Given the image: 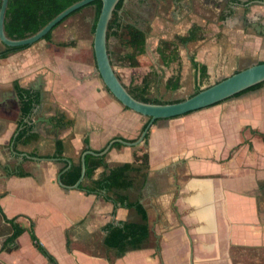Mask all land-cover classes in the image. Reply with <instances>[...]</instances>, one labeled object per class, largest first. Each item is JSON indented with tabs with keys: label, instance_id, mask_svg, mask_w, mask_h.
<instances>
[{
	"label": "crops",
	"instance_id": "1",
	"mask_svg": "<svg viewBox=\"0 0 264 264\" xmlns=\"http://www.w3.org/2000/svg\"><path fill=\"white\" fill-rule=\"evenodd\" d=\"M239 1L233 10L224 11L220 0H134L131 7L132 0H127L125 10L133 8L139 14L137 22L127 24L145 32L150 24L153 38L160 30H165L162 39L173 38L172 31L187 34L205 20L201 10L214 9L215 19L203 29L211 39L187 58L176 46L179 60L168 67L146 63V48L139 66H122L114 59L110 43L115 36L111 37V60L123 84L135 89L149 76L151 91L162 98L158 87L168 90L167 80L180 71V86L172 91L182 90L177 99H185L199 85L192 57L207 65L209 80L217 61L221 73L233 60L264 61V3L252 0L247 6L243 3L250 0H234ZM158 7L163 8L161 14ZM88 41L71 23L64 31L54 30L50 40L7 55L0 41V54H5L0 55V208L21 231L9 242L13 228L0 213V264H50L34 247L31 229L59 264H237L250 258L261 264L264 84L200 110L158 119L148 131L147 143H114L103 155L104 164L95 169L93 180L124 163L148 166L146 180L138 179L124 193L145 208L150 236L143 248L118 256L104 243L105 227L140 222L141 217L135 209L107 201L104 192L66 188L59 176L68 160L71 166L78 164L85 151L101 152L117 138L138 140L149 118L113 96L97 65L75 60V54L88 56L90 48L94 55ZM148 41L147 34L146 46ZM64 42L70 44L60 45ZM152 45L157 50L158 41ZM17 86L40 94L25 119L36 134L28 142L13 139L22 117ZM54 118L64 119L65 124L58 126ZM59 141L61 154L56 153Z\"/></svg>",
	"mask_w": 264,
	"mask_h": 264
},
{
	"label": "trees",
	"instance_id": "2",
	"mask_svg": "<svg viewBox=\"0 0 264 264\" xmlns=\"http://www.w3.org/2000/svg\"><path fill=\"white\" fill-rule=\"evenodd\" d=\"M81 0H9L8 8L5 16V33L11 40L25 39L35 35L42 30L51 20L58 16L61 12L72 6L73 4ZM256 1V0H255ZM264 1V0H257ZM254 2L250 0L248 3ZM88 6H94L95 17L92 24V33H95L96 24L102 9V1L95 0L90 4L76 10L70 16L80 12ZM70 16L66 17L63 21L57 24L50 32H48L42 39L50 40L53 31L66 21ZM128 16V11L125 10V0H120L117 4L112 18L109 22L107 38L108 41L111 37L115 36L119 40H123L124 44L132 49L131 52L126 53L122 57V61H127L132 67L140 65L139 58L144 54L146 48L147 33L141 30L139 27L133 24L124 23V18ZM201 28L194 24L185 35H176L174 39H161L158 42L157 53L161 64L168 67L172 62L179 60L177 56L176 46L186 45L189 42L198 40L201 37ZM70 43H61L62 46H67ZM29 46L9 47L6 46L7 53L21 50ZM1 52L0 55H5ZM111 56V55H110ZM193 66L198 71L199 85L196 87L194 94L198 93L204 88H201V83L209 78L208 67L205 64L199 63L194 57L191 58ZM240 71V70H239ZM238 72V71H236ZM235 72V73H236ZM119 76V75H118ZM120 78V77H119ZM153 81L149 76H145V82L142 86L132 89L126 87L128 91L138 100L146 103L166 104L179 102L184 99L176 100H164L157 97L151 91L154 87ZM264 84L259 83L245 91L255 89ZM180 86V71L176 75L170 77L167 80L166 88L168 90L176 89ZM209 87V86H208ZM17 92L20 99L22 117L19 121V130L13 139L15 141L28 142L36 138V134L31 132V127L25 123L26 117H28L33 108L40 101L39 92H32L25 90L17 86ZM242 91L235 96L245 92ZM191 95V96H192ZM58 126L65 124L64 119H56ZM72 122H68L71 124ZM147 125H145L146 127ZM149 132L145 136V143H147ZM88 145V141H86ZM87 147L85 150H88ZM61 142H57L56 153L61 154ZM105 156H86V172L85 179L80 184V189H83L88 194H102L107 201H111L117 204H121L127 208L135 209L138 215L141 217L140 222H121L119 225L109 224L105 227L107 232L104 239V243L109 248H115L118 256H123L126 252L131 250L141 249L147 243L150 230L148 224V216L145 208L139 201H132L124 193L128 189L132 188L138 179L145 181L147 178V165L137 166L133 163H124L110 169L109 173L102 176L99 180H93V174L95 169L104 164ZM82 173V162L73 165L70 169L63 173L61 176L62 183L65 185H74L80 178ZM18 175L25 176L26 173L19 172ZM88 180V183H85ZM0 213L3 215L5 221L9 222L13 228V234L9 242H14L20 235L21 231L15 226L12 219H8L0 208ZM31 239L34 247L49 261L50 264H59L57 259L44 247L39 238L35 235L34 230L31 229Z\"/></svg>",
	"mask_w": 264,
	"mask_h": 264
},
{
	"label": "water",
	"instance_id": "3",
	"mask_svg": "<svg viewBox=\"0 0 264 264\" xmlns=\"http://www.w3.org/2000/svg\"><path fill=\"white\" fill-rule=\"evenodd\" d=\"M93 1L95 0H81L73 4L63 12H61L58 16H56L53 20H51L42 30H40L35 35L25 39L11 40L7 37L5 33V16H6L9 0H1L0 41L4 45L9 47L33 45L36 42L42 40V38L48 32H50L57 24L63 21L66 17L70 16L76 10L90 4ZM101 1H102V9L96 24V29L93 39V50L97 65V71L99 72L106 88L113 94V96L127 108L145 117H148L149 123L146 126L145 130L142 132V135L139 137V139L134 142H129L127 140L117 138L109 142L106 148L101 152H95L92 150L85 151L81 157L82 173L79 180L74 185L72 186L64 185L61 181V176H59L60 185L70 189H78L85 177V172H86L85 159L87 154H91L95 156H103L109 151V149L112 147L114 143H121L129 146L138 145L144 140L150 127L154 124L156 120L181 116L196 110H200L215 105L231 97H234L236 94L245 91L259 83L264 82V61H262L260 63H256L251 66H248L179 102L156 104V103H146L140 101L136 99L128 91L126 86L119 78L113 66L109 52L108 38H107L108 26L112 18L113 12L120 0H101ZM126 1L127 0H125V2ZM255 2L264 3V1H257V0ZM251 3L253 2L247 4V6H250ZM256 27L259 29L258 26ZM47 122L49 123L50 120H47ZM68 164L69 166L63 171V173L70 169L72 162L68 160Z\"/></svg>",
	"mask_w": 264,
	"mask_h": 264
},
{
	"label": "rangeland",
	"instance_id": "4",
	"mask_svg": "<svg viewBox=\"0 0 264 264\" xmlns=\"http://www.w3.org/2000/svg\"><path fill=\"white\" fill-rule=\"evenodd\" d=\"M133 2H134V0H132L131 4H129L128 6H130V7L135 6V4H132ZM130 10H131V12H130ZM138 10L141 13L143 11L140 4H139ZM161 10H163V8L158 7L157 13H160ZM81 14H83V15H81ZM201 15H203V17H205V20L201 21L200 24L198 25L201 28V31H200L201 37L196 41L187 43L186 45L178 44L179 45L178 52H180L181 54L184 53L186 58L191 54V52H193V54H196L197 51L199 50V48L202 47L200 44L207 42L208 39H211L209 34H207V32L203 29L207 28L208 25L211 23V21H214L213 20V19H215L214 9L209 8V9L201 10ZM94 17H95L94 6H88V7L84 8L83 10H81L80 12L70 16L66 21H64V23L59 25L55 30L60 31V32L64 31V30H66V26L70 25V23H71L72 29L74 31L76 30V33L79 32L84 36H88V38H89L88 44L91 47V42L93 45V39H94V34L92 33V24H93ZM137 17H139V14H135L133 8H129L128 16L125 17L123 21H124V23L134 22V21L137 22ZM64 24H66V25L64 26ZM145 30L148 34V40L149 41L147 42V46H146L148 56L143 60H146L145 61L146 63L151 62V63H153V66L159 67L161 64L159 54L156 52L157 51L156 48H155V50H152V46H154L152 44L154 42H157V41L159 42V40L162 39L161 33L165 32V30H160V32L156 31L158 34V36H156V38H153V29L151 30L150 24L147 25ZM148 31H149V33H148ZM171 34L173 35V38L169 37L168 40L174 39L175 35H177V33L173 32V31L171 32ZM64 43H66V42H64ZM110 47H111V50L113 51L114 59L116 61H118L119 64H121L122 66L127 65L128 64L127 61H122V58H121L122 55L121 54L126 52L127 49H130V48L124 44L123 40H119V38H117V37L112 38L111 43H110ZM92 51H93V49H92ZM119 55H121V56L119 57ZM74 58H75V60H79V61H89V63H91L93 66L96 67L94 55L91 54V48H90L88 56H86L84 53L83 54H77V55L75 54ZM256 63H258V60H255V59L254 60H248L247 62H244V63L240 62V61L236 62L233 60L230 67L228 68V70L224 73H221V71H220L221 67H222V66H220L221 62L217 61V62H215V65H214V70H213V76L214 77H213V79L212 80L206 79L205 82L201 83V88H206V87H208V86L232 75L236 70L244 69V68L251 66L253 64H256ZM235 64H236V67L232 68L231 66H235ZM164 75H165V73H162V77H164ZM157 91L162 96V98L164 100H175L183 94V93L181 94V92H183L182 90L181 91L165 90L163 88V85H160L158 87ZM186 96L187 95H184L183 97H186ZM262 259H263V261L261 262V264H264V255H263ZM257 263H259V262H257ZM237 264H255V262L252 258H250L249 260H243L242 262L238 261Z\"/></svg>",
	"mask_w": 264,
	"mask_h": 264
},
{
	"label": "flooded vegetation",
	"instance_id": "5",
	"mask_svg": "<svg viewBox=\"0 0 264 264\" xmlns=\"http://www.w3.org/2000/svg\"><path fill=\"white\" fill-rule=\"evenodd\" d=\"M220 3L221 4L219 5L224 9V11L231 10V9L233 10V8L237 7L240 4V2H234V0L233 1L228 0V2L226 0H220ZM243 4L247 5V3H243Z\"/></svg>",
	"mask_w": 264,
	"mask_h": 264
}]
</instances>
